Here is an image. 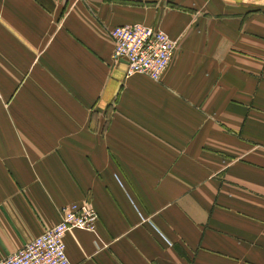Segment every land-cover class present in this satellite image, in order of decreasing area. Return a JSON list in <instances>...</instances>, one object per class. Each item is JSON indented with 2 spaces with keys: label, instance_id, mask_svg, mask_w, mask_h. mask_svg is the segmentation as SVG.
<instances>
[{
  "label": "crops",
  "instance_id": "crops-1",
  "mask_svg": "<svg viewBox=\"0 0 264 264\" xmlns=\"http://www.w3.org/2000/svg\"><path fill=\"white\" fill-rule=\"evenodd\" d=\"M128 23L176 40L160 80ZM72 203L71 264H264V0H0V259Z\"/></svg>",
  "mask_w": 264,
  "mask_h": 264
},
{
  "label": "built area",
  "instance_id": "built-area-1",
  "mask_svg": "<svg viewBox=\"0 0 264 264\" xmlns=\"http://www.w3.org/2000/svg\"><path fill=\"white\" fill-rule=\"evenodd\" d=\"M109 36L113 42L111 58L115 62L125 61V77L140 73L160 80L177 46L176 40L166 32L143 23L114 26L109 30ZM60 217L23 246L1 258L0 264H71L63 240L65 231L74 226L93 229L97 214L72 203L60 208Z\"/></svg>",
  "mask_w": 264,
  "mask_h": 264
},
{
  "label": "rangeland",
  "instance_id": "rangeland-1",
  "mask_svg": "<svg viewBox=\"0 0 264 264\" xmlns=\"http://www.w3.org/2000/svg\"><path fill=\"white\" fill-rule=\"evenodd\" d=\"M94 116H95V113H94V112H92V113H91V117H92V118H94Z\"/></svg>",
  "mask_w": 264,
  "mask_h": 264
}]
</instances>
